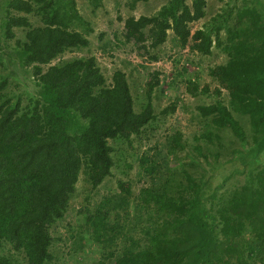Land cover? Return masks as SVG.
<instances>
[{
  "label": "trees",
  "instance_id": "16d2710c",
  "mask_svg": "<svg viewBox=\"0 0 264 264\" xmlns=\"http://www.w3.org/2000/svg\"><path fill=\"white\" fill-rule=\"evenodd\" d=\"M87 1L91 11L102 4ZM148 1L127 3L131 10ZM220 1L195 30L207 0H165L152 15H119L122 29L102 42L105 52L130 43L161 61L171 30L179 50L216 48L226 60L208 69L212 91L197 73L184 78L190 96L209 97L196 105L192 142L175 129L137 160L151 185L135 192L132 180L119 179L118 193L92 203L116 164L115 145L134 148L177 105L155 110L158 70L141 91L123 68L105 74L76 0H0V264H19L11 251L27 264H56L52 230L72 207L82 174L90 188L77 209L71 264L84 241L102 248L87 264H264V0ZM11 65L35 83L33 93L13 92ZM235 174L243 180L220 192Z\"/></svg>",
  "mask_w": 264,
  "mask_h": 264
},
{
  "label": "rangeland",
  "instance_id": "374dc122",
  "mask_svg": "<svg viewBox=\"0 0 264 264\" xmlns=\"http://www.w3.org/2000/svg\"><path fill=\"white\" fill-rule=\"evenodd\" d=\"M76 1L80 13L85 19L91 22L94 28V32L89 35L92 43L91 49L105 74L110 76L116 68H123L127 71L131 83L135 82L136 89L141 91L145 87L146 81L149 79V73L158 70L161 74L159 76L160 84L153 94L155 110L159 111L160 109L170 107L173 103L177 105L176 110L172 114H169L166 118L159 117L156 122L152 123L151 126L154 129L147 130L149 133L143 137L142 140H137L134 144V148H127L125 144H120V146L115 145L118 149L116 150L117 152L114 153L116 164L112 168V174L106 177L101 185L93 191L90 201L93 203L100 201L107 195L118 193L117 182L119 179L132 180L135 192L142 186L151 185L152 181L148 176H141L137 160L143 151H145L146 154H152L154 150H150V148L156 142L161 145L160 143L164 141L165 136L171 134L175 129H181L185 138H188V140L192 142V134L194 131L198 130L199 126L198 116H196V105L201 101V98L203 101L209 102V97L202 96L197 100L190 96L186 92L184 78L197 73L200 87L209 86L212 91L216 86V82L208 75V69L209 67H214L225 62L226 55L216 48H213L210 55L193 53L188 47L179 50L176 43L171 40V30L168 31L169 38L162 46V51L160 53L161 59L165 61L161 60L160 64L150 62L147 55L138 53V50L130 43L114 46V48H107L105 52L100 49L102 42H105L107 39L113 41V32L118 30L120 33L122 29V22L118 19L119 15L121 17H127L131 14L136 17L140 15H152L164 4L165 0H149L146 3L138 2L134 9L131 10L127 3L129 0H101V6L95 11H91L93 6L89 1ZM188 2H190V0H188ZM207 2V17L192 23V30L200 28L207 18L215 14L223 4L220 0H207ZM0 14H2L1 10ZM101 32L105 33L103 39L99 37ZM71 55H74V53H65L62 58L66 59ZM177 59H179V62ZM58 60L59 58L52 63ZM127 62L130 64L128 65ZM6 70L11 73H13L12 70L16 72V75L11 76L10 81V88L13 92H20L22 95L26 96L36 90L35 83L31 79L26 78L25 75L19 71L18 66L11 65L8 66ZM189 73L192 75H189ZM170 81L172 82L171 86L168 83ZM223 93L225 94V91H223ZM24 101H26V97ZM181 155H183V153ZM185 159L187 160L188 158ZM126 161L133 165L130 170L126 169ZM221 169H223L221 171H225L223 167ZM218 173L219 177H217L216 181L221 180L222 175L224 176L222 172ZM243 178L244 175L242 174L233 175L225 182L220 192L235 187L236 179L243 180ZM89 188L90 186L84 180L83 174L80 175V180L77 183V193L72 201V207L68 210L66 217L61 222H58L52 230L54 237L57 238L52 247L53 252L58 258L56 264H71L76 261L69 258L67 253L73 243L71 233L72 231L75 233L78 227H80L79 224L82 223L77 209L82 204H85V196L89 193ZM81 229H83V225ZM82 244L83 248L81 252L77 254V264H87L88 259L94 257L102 249L101 245L93 243V241L89 243L84 241ZM7 249L8 246H5L2 253H9ZM11 254L17 259L19 264H27L21 253L11 251Z\"/></svg>",
  "mask_w": 264,
  "mask_h": 264
},
{
  "label": "built area",
  "instance_id": "2783aa9c",
  "mask_svg": "<svg viewBox=\"0 0 264 264\" xmlns=\"http://www.w3.org/2000/svg\"><path fill=\"white\" fill-rule=\"evenodd\" d=\"M161 61H157L156 63L160 64Z\"/></svg>",
  "mask_w": 264,
  "mask_h": 264
}]
</instances>
